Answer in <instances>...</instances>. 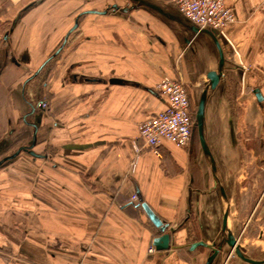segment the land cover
<instances>
[{"label":"crops","instance_id":"0c3cea01","mask_svg":"<svg viewBox=\"0 0 264 264\" xmlns=\"http://www.w3.org/2000/svg\"><path fill=\"white\" fill-rule=\"evenodd\" d=\"M152 1L170 16L107 9L125 0H0L19 35L0 43V264H205L228 206L229 228L264 259V0H224L235 20L205 132L227 199L199 140L157 154L139 137L168 107L164 76L180 70L194 98L219 62L210 37ZM143 203L168 225V249L149 252L163 233ZM212 264L250 263L225 245Z\"/></svg>","mask_w":264,"mask_h":264},{"label":"built area","instance_id":"2783aa9c","mask_svg":"<svg viewBox=\"0 0 264 264\" xmlns=\"http://www.w3.org/2000/svg\"><path fill=\"white\" fill-rule=\"evenodd\" d=\"M172 5L200 27L219 30L226 38L227 25L234 22L232 9L224 0H171ZM237 52L233 43H230ZM157 89L168 99V107L144 120L139 125V137L155 153L159 147L169 141L177 147H188L193 136V109L186 80L180 70L177 77L164 76L157 84ZM47 108V102L39 103ZM138 200L137 194L132 195ZM156 251L154 245L149 252Z\"/></svg>","mask_w":264,"mask_h":264},{"label":"water","instance_id":"95a60500","mask_svg":"<svg viewBox=\"0 0 264 264\" xmlns=\"http://www.w3.org/2000/svg\"><path fill=\"white\" fill-rule=\"evenodd\" d=\"M129 5H126L124 7H119L117 4L113 5V8L115 10H121L124 12L131 11L133 9H146L148 11H156L158 13H161L165 16H170L168 11L160 5L159 3H156L152 0H130ZM176 8V7H175ZM173 13L171 14V18L176 20L178 23L182 24L186 28H188L195 36L198 35H207L210 37L212 42L214 43L218 55H219V62L218 67L216 70H212L207 74L208 82L204 86L200 98L197 104V109L195 113V121L193 126V131L196 130V133L198 134L200 145L202 148V151L206 158L208 159L212 172L215 179V185H218L219 191L224 199H227L225 190L223 186L221 185L218 175H217V165L216 161L211 153L210 147L208 145L207 139H206V105L208 101V96L210 91L217 88L219 85L225 69H226V57L224 53V43H225V37L224 35L217 29H212L208 27H200L196 23H194L192 20H190L188 17H186L183 13H181L177 8L176 10H173ZM77 25V24H76ZM188 44L192 42V39H188ZM61 51V48L56 52V55ZM256 95L259 96V93L255 91ZM34 111V110H33ZM194 139V138H193ZM192 139V141H193ZM191 141V142H192ZM34 153V152H32ZM42 156V155H39ZM143 207L151 219V221L162 231V235L156 237L154 239V246L157 250H165L170 247V240L171 235L170 233H166L165 231L168 228V225L165 224L154 212V210L147 204L143 203ZM230 208L229 206L225 209L224 216H223V226H222V233L223 237L221 241L213 247V251L208 257L205 264H212L215 260V258L219 255V253L222 251L225 245H228L230 247V254L233 252L240 257L242 260L250 263V264H264V259H255L251 256H249L246 253V249L244 246L241 245L239 238L236 237L234 232L229 228L228 226V218H229ZM198 246L203 247H211L204 241H197L192 244V249H195Z\"/></svg>","mask_w":264,"mask_h":264},{"label":"rangeland","instance_id":"374dc122","mask_svg":"<svg viewBox=\"0 0 264 264\" xmlns=\"http://www.w3.org/2000/svg\"><path fill=\"white\" fill-rule=\"evenodd\" d=\"M125 1H130V0H125ZM39 2H40V0H30V3H36V5H39ZM168 2L169 3H171V0H168ZM129 3V2H128ZM114 5V4H113ZM113 5L111 6V5H108V7H107V9L110 11V12H112V7H113ZM119 7H122V5H119V4H117ZM1 8H0V43L2 42V41H16V40H12V39H14V37L17 39L18 38V32H16V34H14L13 33V35H11L10 34V29H11V24H12V22L10 21V20H8V19H4V17L2 16V14H6V12H7V10H6V6H4V7H2V6H0ZM40 11H42V10H39V12ZM37 15V14H36ZM1 17L3 18V20H1ZM37 27V32L39 31L40 32V30L41 29H39V28H41L42 26L39 24V25H37V22L36 23H34V24H31V25H29L28 26V28H29V32H27V35L25 36V37H30V32H31V34L32 33H34L33 32V30L31 31V29H32V27ZM53 31H54V33H53ZM61 32L62 31H60V30H57L56 29V31L55 30H53L52 29V33H53V38L52 39H55V40H57V41H62L63 40V36L61 35ZM47 34H50V32H46V33H44V34H42V35H39V37H40V39H42V41H43V39L47 36ZM6 35H8V39H5V36ZM37 36V35H36ZM49 36V35H48ZM52 36V35H51ZM10 38H12V39H10ZM25 39V41H27L28 39ZM202 87H199V90L195 93V97L193 98L192 97V95H190V97H191V101H192V103H193V106L197 109V104H198V99H199V95H200V93L202 92V89H201ZM188 90H189V88H188ZM195 139L198 141L199 140V137H198V134L196 133V136H195Z\"/></svg>","mask_w":264,"mask_h":264},{"label":"trees","instance_id":"16d2710c","mask_svg":"<svg viewBox=\"0 0 264 264\" xmlns=\"http://www.w3.org/2000/svg\"><path fill=\"white\" fill-rule=\"evenodd\" d=\"M94 11L98 12L97 9L94 10ZM112 11H115V9H114L113 7H112ZM53 60H54V57L50 58V59L48 60V62H51V61H53ZM190 100H191V97H190ZM191 104H192V109H193V119H195L196 108L193 106L192 101H191ZM161 232H162V231H161Z\"/></svg>","mask_w":264,"mask_h":264},{"label":"flooded vegetation","instance_id":"af4514ba","mask_svg":"<svg viewBox=\"0 0 264 264\" xmlns=\"http://www.w3.org/2000/svg\"><path fill=\"white\" fill-rule=\"evenodd\" d=\"M7 37H8V35L5 36V38H7ZM194 121H195V119H194ZM195 136H196V130L193 131L192 139L195 138Z\"/></svg>","mask_w":264,"mask_h":264},{"label":"bare ground","instance_id":"6f19581e","mask_svg":"<svg viewBox=\"0 0 264 264\" xmlns=\"http://www.w3.org/2000/svg\"><path fill=\"white\" fill-rule=\"evenodd\" d=\"M233 253H234V252H233ZM233 253H232V254H233Z\"/></svg>","mask_w":264,"mask_h":264}]
</instances>
